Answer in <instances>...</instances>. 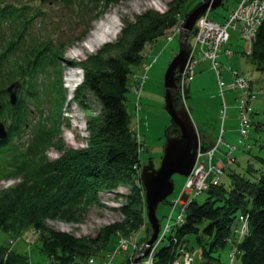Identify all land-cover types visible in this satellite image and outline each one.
<instances>
[{"label": "trees", "instance_id": "16d2710c", "mask_svg": "<svg viewBox=\"0 0 264 264\" xmlns=\"http://www.w3.org/2000/svg\"><path fill=\"white\" fill-rule=\"evenodd\" d=\"M118 1L38 0L35 5L0 0V119L6 126V135L0 138V180L16 179L13 185L0 189V232L8 235L7 243L0 242V264H101L107 253L114 252L120 237L138 235L140 230L145 236L138 235V242L150 236L138 178L139 156L146 147L132 126L128 94H135L139 85L134 76L145 72L146 46L165 37L180 22V12L191 0H170L164 12L146 9L132 19L122 17L123 25L113 41L103 43L83 60L71 61L83 74L72 100L86 119V145L65 147L60 135V125L69 126L63 115V51L80 41L90 22ZM204 1L195 0L188 10ZM46 2L59 4L60 17L67 24L84 23L85 29L70 42L58 40V29L55 33L48 28L47 8L40 6ZM243 55L254 70L264 72V18L249 52ZM237 72L246 82L242 89L232 87L240 90L236 98L238 142L224 139L227 108L222 103L217 138L208 147L202 145L206 150L221 136L223 142L211 158L212 166L222 164L221 172L207 176L206 188L199 193L206 194L202 202L191 199L186 203L182 221L155 247L152 264H174L184 252H195L191 264L194 257L204 264H264V156L244 141L249 137L248 132L245 137L240 133L239 113L241 98L250 126L260 130L262 123L252 120L250 104L258 95L264 97V88L257 91L252 78ZM13 82L19 83L15 105L8 102L5 90ZM187 91L188 87L185 98ZM179 102L178 94L175 106ZM45 109L49 112L46 117ZM32 118H38V123L32 124ZM172 126L170 131L175 134L177 129ZM24 132L29 135L27 140H23ZM49 147L60 155L50 159L46 153ZM237 150L247 152L244 160L238 159ZM101 193L111 194L110 200L118 203L107 208L118 211L120 221L103 226L93 236L81 237L48 225V220L82 222L91 207H106ZM20 240L22 247L16 245ZM32 245L45 256L44 262L31 260ZM138 252L115 253L110 264H143L148 253L134 262Z\"/></svg>", "mask_w": 264, "mask_h": 264}, {"label": "rangeland", "instance_id": "374dc122", "mask_svg": "<svg viewBox=\"0 0 264 264\" xmlns=\"http://www.w3.org/2000/svg\"><path fill=\"white\" fill-rule=\"evenodd\" d=\"M22 1L35 5L38 4V0H21V2ZM169 1L170 0H120L106 9L100 18L90 22V27L86 35L80 41H75L63 51L60 61V65L63 67V87L66 90V101L63 105V115L68 120L69 126L62 123L60 125V135L65 147L82 148L86 145V138L88 136L85 128V116L80 108L72 100L77 86L74 87V91L70 92V78L75 80L78 79L79 84L82 81L83 74L81 69L71 66V61L83 60L88 54L93 53L96 49H98L103 43L113 41L119 33L118 32L117 35L113 36L115 29H117V24L120 23L118 28L119 31L123 25L121 22L122 17L132 19L134 14H139L146 9H154L159 12H164L167 9V3ZM194 1L195 0H191L181 10V18H184V16L189 12V5ZM238 1L239 0H223L222 6L210 10V17L217 22H223L224 19L228 17L231 9L237 5ZM40 6L47 8L49 13L48 28L51 31H54L55 29V33L58 29L56 33V38L58 40L64 43L70 42L74 35H78L82 29H85L84 23L79 25L67 24L65 19H61L60 14H62L63 11L60 9L58 3L46 2V4H40ZM108 19H110V21H108ZM97 22L100 23L99 27L96 25ZM34 26L37 28L36 24ZM91 31H94L95 34H103L104 39L102 43L99 41L91 42L92 46L89 50L82 47L81 42L90 35ZM229 32L230 43L226 45V48L230 51V53H222L220 55V64L218 67L220 71V80L224 82L225 86L222 88L219 86L216 72L208 60H200L198 62L197 66L195 67V74L187 85L188 91L184 106L189 112L200 138H203L204 140L202 145H205L206 147L213 143L219 133V127L221 123L220 119L222 115V103L225 104L227 108L226 119L224 121V139L232 144H237L238 142V136L236 133V106L238 103L236 98L240 96V90L237 89L234 91L230 87V83L232 82V70L237 69L242 72V75L245 78H252V80L255 82V89L257 91H259L262 87L264 88V72L262 73L254 70L253 66L243 55V52L246 50L247 43H245L242 39H238L237 34L234 31L230 30ZM179 42L180 35L179 33H175L171 40H166L163 37H160L154 44H149L146 46L145 51H147L148 54L145 56V61L147 63H151L153 60L154 61L145 70V72H143L145 75H147V77L139 93L140 98L138 100V109L136 108L135 104V100H137L136 95L132 92L128 94V109L132 114V126L135 127L136 131L141 137L140 139L144 141V145L146 147V151H141L139 156L141 167L146 164L148 160H153L155 166H158L160 157L162 155L165 136L170 129V125H172L168 113L164 109L163 77L169 62L178 51ZM71 48H78L77 50L80 54L78 56H73L71 54ZM68 79L69 82H67ZM250 111L252 120L258 124L262 123V125L260 130H255L253 125H251L248 129L249 138L244 141L252 143L253 152H259L264 156L263 96L258 95L256 100L251 102ZM48 113V110L45 109L43 115L46 117ZM32 119V124H37L39 121L37 120L38 118ZM43 121L45 123H49V121L45 120L44 118ZM26 132L22 134L23 140H27L29 137L28 133L26 134ZM260 145L263 149H260ZM236 152L239 160H244L245 155H247L245 150H237ZM46 153L50 159H54L60 155V153L52 147H49ZM172 179L174 183L173 192L167 196V202L159 204L157 208V217L161 229L165 227L166 218L172 209V203L181 195L184 190V176L174 174ZM15 182L16 179H1L0 189L9 187ZM121 191L126 192V188L121 189ZM205 195V192L196 194L194 191H192L189 195V200L195 199L200 203L204 200ZM109 197H111V194L101 193L100 199L101 201L105 202L106 207L104 205V207H91L82 222L75 223L60 220H48L47 223L56 230L73 234L76 237L93 236L103 226L120 221L122 218L118 211L107 208V206L118 205V203L115 201H111ZM180 203L182 204L183 201ZM178 211L179 207L176 206V208H174L172 211V215L176 216ZM138 235L140 237L145 236L144 230H140ZM138 235L135 234L133 237H138ZM7 241L8 235L0 232V242L7 243ZM20 243H18L20 245H16L22 247L23 241L20 240ZM30 253L31 260L33 262L45 261V256L40 255L38 251L35 250L33 245L31 246ZM223 258H225L224 255ZM193 264L204 263H200L198 259L194 257Z\"/></svg>", "mask_w": 264, "mask_h": 264}, {"label": "built area", "instance_id": "2783aa9c", "mask_svg": "<svg viewBox=\"0 0 264 264\" xmlns=\"http://www.w3.org/2000/svg\"><path fill=\"white\" fill-rule=\"evenodd\" d=\"M264 18V0H239L237 5L234 6L227 18L223 22H217L210 17V10L207 9L198 19L194 33L192 35V42L189 46V54L187 61L185 63L184 69L180 74L177 80V93L179 97L183 100L185 96V89L187 88L188 82L191 80L195 73V67L197 66L200 60L210 61L213 69L218 72L219 57L222 53L228 54L229 51L225 49V46L228 44L230 39V30L234 31L239 39L244 40L246 45L247 53L250 50L252 39L256 34L258 27L260 26ZM172 33L179 32V26L174 27L171 30ZM167 40L171 39V35H167ZM146 69V66H143ZM233 82L231 87L233 88H244L246 82L244 78L236 71L232 72ZM136 80L139 81V85L134 90L137 98L139 97V92L142 86L143 81L146 78V75L134 76ZM137 81V82H138ZM219 84L223 86V83L219 81ZM136 106L138 103L136 101ZM240 133L243 137L247 134L248 127L250 125V119L247 113V108L243 99L240 98ZM222 132V130H221ZM223 139L219 135L218 140L215 145L212 146L205 153H198L196 164L192 172L186 177L184 184V191L190 193L194 191L196 194H199L202 190L206 188V178L210 172L220 173L221 169L219 164L218 166H212L211 158L214 154L215 149L219 143H222ZM216 181L214 180V183ZM181 199H176L172 204L171 212L167 216V220H173L172 223L165 224L162 232L158 236L155 243L150 247L148 255L144 258L143 264H152V253L157 246V244L162 240L164 234L171 229V224L175 225L176 222H181L183 218L184 207L186 202L180 203ZM177 204V205H176ZM179 207V211L176 216L172 215V211L176 206ZM133 238V239H132ZM146 248L144 242H138L136 237H120L119 242L114 249V252L107 253L105 260L101 264H110L111 260L115 256V253H120L121 251H126L129 249H137L138 254L141 255L143 250ZM195 252L189 253L184 252L180 259L174 261V264H191L192 256ZM138 255H136L137 257ZM92 262V260H90ZM135 262V258H134ZM133 264H136L133 263Z\"/></svg>", "mask_w": 264, "mask_h": 264}, {"label": "water", "instance_id": "95a60500", "mask_svg": "<svg viewBox=\"0 0 264 264\" xmlns=\"http://www.w3.org/2000/svg\"><path fill=\"white\" fill-rule=\"evenodd\" d=\"M223 0H206L195 5L184 17L181 25V39L176 54L169 62L163 77L164 86V109L168 113L176 134L168 131L165 136L162 155L158 166L153 160H148L141 167L139 180L143 190L147 221L151 230L147 240V253L150 246L155 242L160 232V223L156 215L159 204L165 203L167 196L173 192L174 183L172 176L178 174L188 176L197 161V153L204 152L203 138H200L191 116L183 103L175 106L174 100L177 90V79L182 73L189 54L187 39L192 32L197 20L207 9H216L222 6ZM18 82H13L6 87L8 102L15 105L17 102L16 90ZM2 102L0 100V110ZM6 135V126L0 120V138ZM187 194L183 195V199Z\"/></svg>", "mask_w": 264, "mask_h": 264}, {"label": "bare ground", "instance_id": "6f19581e", "mask_svg": "<svg viewBox=\"0 0 264 264\" xmlns=\"http://www.w3.org/2000/svg\"><path fill=\"white\" fill-rule=\"evenodd\" d=\"M105 19H106V16H105ZM106 21V20H105ZM108 21H110V19H108ZM106 23V22H105ZM118 23V22H117ZM111 24V23H110ZM96 25L99 27L100 26V23H96ZM107 25V24H106ZM112 25H113V23H112ZM115 26H116V23H115ZM119 26H120V23H118L117 24V29H115V31H114V33H113V36H115V35H117V33L119 32ZM105 27V26H104ZM109 33V32H108ZM107 34V33H106ZM103 34H101V33H96L95 34V32L94 31H91L90 32V35L89 36H87L82 42H81V46L82 47H84V48H87V49H91V46H92V44H91V42H100V43H102L103 42ZM78 49V48H77ZM76 48H71L70 50H71V54L73 55V56H78L80 53H79V51L77 50ZM72 74V73H71ZM75 77V76H74ZM70 81H71V83H70V92L71 91H74V87H76L77 85H78V82H79V80L78 79H73V78H70ZM67 82H69V79L67 80ZM136 108L138 109V107L136 106ZM172 221L173 220H171V219H168L167 220V218H166V222L167 223H172ZM178 223H180V222H176V224H178ZM171 226H173V224H171Z\"/></svg>", "mask_w": 264, "mask_h": 264}]
</instances>
